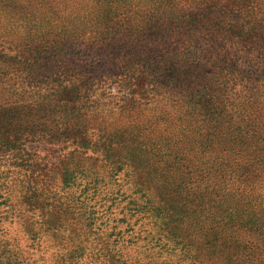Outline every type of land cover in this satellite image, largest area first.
Masks as SVG:
<instances>
[{
    "label": "trees",
    "instance_id": "1",
    "mask_svg": "<svg viewBox=\"0 0 264 264\" xmlns=\"http://www.w3.org/2000/svg\"><path fill=\"white\" fill-rule=\"evenodd\" d=\"M75 1L0 23V264H264V0Z\"/></svg>",
    "mask_w": 264,
    "mask_h": 264
},
{
    "label": "rangeland",
    "instance_id": "2",
    "mask_svg": "<svg viewBox=\"0 0 264 264\" xmlns=\"http://www.w3.org/2000/svg\"><path fill=\"white\" fill-rule=\"evenodd\" d=\"M65 1L71 4L76 3L75 0H0V23L15 14L30 11L36 5L38 10H44L49 7H63ZM36 152L39 155L45 154V151H42L40 147Z\"/></svg>",
    "mask_w": 264,
    "mask_h": 264
}]
</instances>
